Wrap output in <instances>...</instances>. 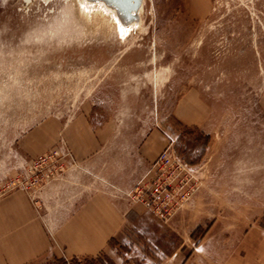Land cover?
Masks as SVG:
<instances>
[{
  "label": "rangeland",
  "instance_id": "rangeland-1",
  "mask_svg": "<svg viewBox=\"0 0 264 264\" xmlns=\"http://www.w3.org/2000/svg\"><path fill=\"white\" fill-rule=\"evenodd\" d=\"M110 8L0 0V187L56 149L37 208L71 175L131 208L97 257L32 264H264V0H142L131 23ZM168 146L197 161L196 190L165 223L127 192Z\"/></svg>",
  "mask_w": 264,
  "mask_h": 264
},
{
  "label": "crops",
  "instance_id": "crops-1",
  "mask_svg": "<svg viewBox=\"0 0 264 264\" xmlns=\"http://www.w3.org/2000/svg\"><path fill=\"white\" fill-rule=\"evenodd\" d=\"M80 136L89 142L73 151L85 160L94 151L89 143L99 144L88 127ZM71 177L41 194L39 208L22 190L0 198V264H32L47 255L97 257L121 234L131 208L101 191L91 194L78 188Z\"/></svg>",
  "mask_w": 264,
  "mask_h": 264
},
{
  "label": "built area",
  "instance_id": "built-area-1",
  "mask_svg": "<svg viewBox=\"0 0 264 264\" xmlns=\"http://www.w3.org/2000/svg\"><path fill=\"white\" fill-rule=\"evenodd\" d=\"M58 154L59 151L55 149L33 159L26 175L10 178L0 187V198L15 190H23L33 199L32 187L39 182L40 176ZM152 171L155 174L152 180L137 183L127 192V196L133 202L143 204L166 223L196 190L193 167L168 146L152 163Z\"/></svg>",
  "mask_w": 264,
  "mask_h": 264
},
{
  "label": "water",
  "instance_id": "water-1",
  "mask_svg": "<svg viewBox=\"0 0 264 264\" xmlns=\"http://www.w3.org/2000/svg\"><path fill=\"white\" fill-rule=\"evenodd\" d=\"M96 2L97 0H90ZM114 6L123 18V23H131L136 19L135 13L139 10L142 0H104Z\"/></svg>",
  "mask_w": 264,
  "mask_h": 264
},
{
  "label": "trees",
  "instance_id": "trees-1",
  "mask_svg": "<svg viewBox=\"0 0 264 264\" xmlns=\"http://www.w3.org/2000/svg\"><path fill=\"white\" fill-rule=\"evenodd\" d=\"M205 140H206V145H205V147L203 148V153L202 154H204V152H205V150H206V146H208V143H209V140H210V137L209 136H206V138H205ZM179 155H183V153L182 152H179L178 153ZM203 156V155H202ZM188 163H191V164H196L197 163V161H195V160H192V161H189ZM58 260H60L61 262H63L64 260L63 259H58Z\"/></svg>",
  "mask_w": 264,
  "mask_h": 264
},
{
  "label": "bare ground",
  "instance_id": "bare-ground-1",
  "mask_svg": "<svg viewBox=\"0 0 264 264\" xmlns=\"http://www.w3.org/2000/svg\"><path fill=\"white\" fill-rule=\"evenodd\" d=\"M102 1L105 2V3L107 4V6H110V7H111L110 9H114L115 12L121 17L120 12H119L114 6L108 4V3H107L106 1H104V0H102ZM112 12H113V11H112Z\"/></svg>",
  "mask_w": 264,
  "mask_h": 264
}]
</instances>
